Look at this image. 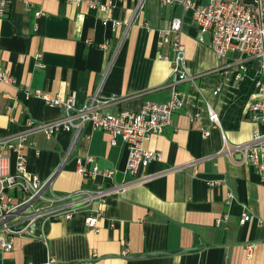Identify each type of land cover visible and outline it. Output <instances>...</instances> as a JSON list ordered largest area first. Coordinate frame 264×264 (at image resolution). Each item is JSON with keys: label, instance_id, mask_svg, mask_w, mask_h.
I'll list each match as a JSON object with an SVG mask.
<instances>
[{"label": "crops", "instance_id": "crops-1", "mask_svg": "<svg viewBox=\"0 0 264 264\" xmlns=\"http://www.w3.org/2000/svg\"><path fill=\"white\" fill-rule=\"evenodd\" d=\"M176 1L144 0L137 7L134 0H113L108 11H97L63 0H7L0 16V69L15 82H0V137L63 113L36 90L77 106L95 95L115 96L101 107L110 113L168 100L175 55L172 37L160 42L157 31L173 16H182L189 78L175 84L183 105L170 124L144 143L160 153L143 169L145 182L127 173L122 140L112 144L102 129L85 124L80 131L27 134L21 148L27 172L52 176L46 197L96 188L106 195L51 220L44 238L15 235L10 250L0 247V264H44L49 258L52 264H264V158L255 166L219 153L222 134L230 144L252 137L249 105L259 96L253 77L260 63L245 61L243 79H237L239 53L217 57L209 35L198 40L191 12ZM208 105L220 127L208 120ZM5 154L13 166L16 155ZM85 157L94 159L99 172L85 177L77 170L76 160ZM106 170L112 174L103 175ZM94 210L100 212L96 230L86 224ZM243 212L250 218L241 223ZM125 245L127 256L121 254Z\"/></svg>", "mask_w": 264, "mask_h": 264}, {"label": "built area", "instance_id": "built-area-1", "mask_svg": "<svg viewBox=\"0 0 264 264\" xmlns=\"http://www.w3.org/2000/svg\"><path fill=\"white\" fill-rule=\"evenodd\" d=\"M26 1V0H24ZM68 3L84 4L88 9L108 11L112 7L113 0H63ZM137 7H141L144 0H134ZM162 5H173L175 0H158ZM205 5H197L189 0H177L182 11H190L192 20L198 29V40L204 39L208 34L209 46L217 57H225L230 52H238L243 61L240 68L243 72L236 75L237 79H243L246 70L245 61L257 60L260 63L259 73L253 77V86L258 91L256 98L249 105L253 128L250 140L243 143L230 144L222 134V146L219 153L229 157H239L253 165H259L264 158V0H207ZM7 9V0H0V16ZM36 16L39 12L35 13ZM107 21V20H106ZM105 21V22H106ZM113 25L119 21H112ZM182 16L172 18L166 28L157 31L160 42L172 37L173 69L171 72V93L165 102L145 100L137 110L123 109L116 113L103 112L102 105L116 99L115 96L100 98L93 96L81 105H75L73 100H62L60 97L51 98L47 92L34 91L42 101L48 105L63 107V113L50 121L31 123L29 126L17 132H11L0 137V247L10 250L13 246L15 235H27L35 238H44L48 223L61 216H72L79 207L89 205L93 200L103 198L106 191L100 188L77 191L72 194L46 197L45 191L50 185L52 176L46 180L36 174L28 173L26 162L21 148L25 136L34 131H44L47 135L64 129L68 131L80 129L89 124L92 128L106 131L110 135V142L114 144L119 138L126 146L127 159L126 171L140 182L149 179V175L143 173L148 163L160 157V153L144 147V143L152 135L160 134L170 124L174 112L183 105L181 94L175 84L189 78L184 68V45L181 41ZM41 53H36L35 58L41 65ZM167 59L166 56L160 58ZM23 56L20 57L22 59ZM0 82L14 83L15 78L0 69ZM217 87L213 94L218 93ZM208 120L212 125L220 127L219 115L216 110L207 106ZM193 115V119H196ZM204 135L209 134L205 129ZM16 155L12 166L11 157L5 152ZM92 164L87 168L82 164ZM77 170L83 175H93L99 172L94 159L85 157L77 159ZM195 161H191V164ZM112 170H106L103 175L110 176ZM100 215L94 210L86 218V224L96 230L97 220ZM250 215L241 213L240 222L248 221ZM252 245H247L250 253ZM127 256L128 247L125 245L121 251ZM55 260L49 258L44 264H52Z\"/></svg>", "mask_w": 264, "mask_h": 264}, {"label": "water", "instance_id": "water-1", "mask_svg": "<svg viewBox=\"0 0 264 264\" xmlns=\"http://www.w3.org/2000/svg\"><path fill=\"white\" fill-rule=\"evenodd\" d=\"M181 251H183V250H179V251H176V252H181Z\"/></svg>", "mask_w": 264, "mask_h": 264}, {"label": "trees", "instance_id": "trees-1", "mask_svg": "<svg viewBox=\"0 0 264 264\" xmlns=\"http://www.w3.org/2000/svg\"><path fill=\"white\" fill-rule=\"evenodd\" d=\"M248 75H250V72L248 71ZM248 77V76H247Z\"/></svg>", "mask_w": 264, "mask_h": 264}]
</instances>
